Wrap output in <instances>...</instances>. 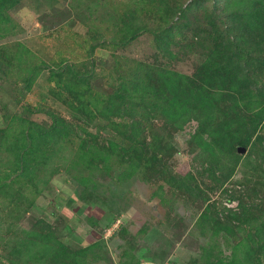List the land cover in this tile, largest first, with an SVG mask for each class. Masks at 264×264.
<instances>
[{"label":"rangeland","instance_id":"rangeland-1","mask_svg":"<svg viewBox=\"0 0 264 264\" xmlns=\"http://www.w3.org/2000/svg\"><path fill=\"white\" fill-rule=\"evenodd\" d=\"M214 1L207 0L205 6L215 5ZM183 3L192 7L186 16H175L176 36L168 50L159 49L151 33L140 34L126 47L106 42L122 38L119 24L129 14L162 24L154 16L151 0H20L12 8L4 7V17L0 16V264H61L60 242L71 254L86 251L90 260L99 255L93 264L120 263L122 244L132 242V237L137 247L134 252L150 261L166 264L172 258L183 264H212L218 256L229 255L232 245L257 234L264 224V126L251 144L237 147V156L232 155L226 166L232 168L237 158L239 162L224 183H217L205 171L209 155L202 153L200 138H193L197 120L176 130L161 111L144 113L151 118L144 119L146 129L141 130L137 144L147 146L145 153L157 156L164 170L152 171L147 181L139 174L126 178L121 170H112L96 178L99 191H89L88 200L77 198V181L67 167H53L49 173L43 166L37 178L49 179L39 184V192L34 184L37 178L29 180L20 175L22 171L12 170L13 150L7 155L6 144L16 139L15 130L24 123L38 128L52 125L46 112L30 108L52 110L71 126L69 149L74 150L82 140L106 146L114 140L130 146L120 134L123 126L115 129L114 122L100 114L103 100L113 95L124 78L129 79L136 63L153 66L151 72L162 68L192 76L201 58L214 47L209 7L206 10L194 0ZM6 25L8 30L3 29ZM66 61L81 72L79 84L71 75L64 74L70 84L65 77L57 78ZM251 61L256 64L252 66L254 78L264 89V62L258 66ZM41 65L35 78L25 81ZM147 67L138 69L139 77H132L146 79ZM257 135L260 139L253 144ZM30 163L38 164L31 159ZM224 163L225 159L220 164ZM170 174L196 176L208 199H193L176 190L167 183ZM232 193L235 199H230ZM205 212L210 221L196 223ZM220 225L228 231L219 228L215 234ZM43 233H51V238H44ZM258 252L255 255L262 259Z\"/></svg>","mask_w":264,"mask_h":264},{"label":"trees","instance_id":"trees-1","mask_svg":"<svg viewBox=\"0 0 264 264\" xmlns=\"http://www.w3.org/2000/svg\"><path fill=\"white\" fill-rule=\"evenodd\" d=\"M194 1L201 2L202 7L207 10L208 5L205 6L207 0ZM232 1L236 3H232L231 0L227 3L234 5L232 7L226 5L225 7L221 0H215V5L208 6L210 13L208 23L211 27L210 36L214 47L201 58L194 75L186 76L162 68L151 72L154 69L153 66L147 67V64L136 63L133 72L129 71V79L124 78L125 82L121 85L117 84L113 95L103 100L100 114L109 117L114 122L115 129L123 126L120 134L131 142L130 146H120L114 140L109 142L110 146L88 144L87 140H82L74 150L69 149L68 143L73 131L71 126L52 110L30 108L31 111L46 112L53 122L48 128H38L34 123L27 125L24 123L23 128L15 130L16 139L6 144L7 155L12 150L14 152L12 170L22 171L20 175L30 180L41 175L37 173L43 166H46L45 169L49 173L51 172L48 169L53 171V167L58 169L60 166H65L68 168V173L71 172L77 181L76 188L79 193L76 194L80 200H88L89 191H99L100 184L96 178L105 177L115 169L121 170L123 177L128 178L139 174L147 181L148 177H152V171L159 173L164 169L157 156H148L144 151L147 150V146L137 144V141L141 130L146 129L144 119L151 118L143 114L161 111L167 118L168 125L176 130L182 129L192 119L198 121L193 138H200L202 153L207 152L209 155L205 158L208 164L206 166L205 163L202 164L205 166V171L211 173L214 182L224 183L239 162L237 158L236 164L228 168L226 166L228 159L236 155L235 150L238 146L246 147L251 144L254 136L264 126V89L254 78L252 66L255 67L256 64L251 61L254 59L258 66H262L264 62V0ZM183 2L184 0H151L154 16L158 20H163L162 24L153 23L150 18L129 14L122 18L119 24L118 30L121 31L122 38L114 37L106 42L113 46L126 47L140 34L151 33L155 36L159 49L168 50L176 36L175 16H186L192 7V4L184 7ZM19 3L20 0H0V16L4 17L5 6L9 9ZM7 20H10L8 15ZM8 28L9 26L6 25L3 29L8 30ZM65 65L59 68L57 78L60 80L65 77L66 83L70 84L71 79L79 84L83 79L81 72L70 62ZM42 66L32 69L25 81L30 83L39 73L37 69ZM146 67L150 70L144 75L146 79L139 81L132 77V75L139 77L138 69ZM53 71L56 70L53 69ZM64 74L71 75L70 79ZM153 76L157 77L156 83L153 82ZM95 95L98 96L99 93L96 92ZM112 117L122 118L124 122L120 124L121 122L114 121ZM259 139L260 136L257 135L253 144H256ZM30 159L38 164L32 166ZM224 159L225 165H221ZM218 171H222L221 174H217ZM8 176L9 173H7ZM188 176L185 178L183 174L178 176L170 174L166 180L176 190L184 192L193 199H201L205 193L197 177L191 174ZM48 179L37 178L34 184L39 192L41 188L39 184L45 183ZM160 188H162L161 185ZM235 198L233 193L230 194V199ZM207 199V196L203 198V200ZM164 200V197L161 198V203ZM252 206L258 207L257 204ZM242 208L244 209V205ZM209 218V213L205 212L199 216L196 223L209 222ZM219 228L228 231V228L220 225L214 230L215 234H219L220 230L217 231ZM260 230L263 231V235L259 234ZM256 235H249L251 240L243 238L244 241L235 243L229 255L218 256L212 264H264V224L258 229ZM43 237L51 238V233L44 234ZM39 238L42 236L39 235ZM228 239L229 236H227ZM131 241H124L122 244L124 256L131 257L130 252L137 249L133 237ZM260 241L261 244H258ZM59 244L61 252L58 255L61 264H93L99 256L96 255L90 260L86 251L81 255H79L80 251L76 252L77 254L74 252L71 254V251L67 250L68 247L61 242ZM48 245L49 243H46L45 247ZM55 248L54 245L51 251ZM258 249L262 253V259L259 255H255V253L259 254ZM45 252L48 253L46 249ZM169 259L171 262L180 263L178 260ZM169 259L166 262H169ZM134 263L131 261L126 264ZM157 264L160 263L157 262Z\"/></svg>","mask_w":264,"mask_h":264},{"label":"crops","instance_id":"crops-1","mask_svg":"<svg viewBox=\"0 0 264 264\" xmlns=\"http://www.w3.org/2000/svg\"><path fill=\"white\" fill-rule=\"evenodd\" d=\"M136 251V250H135ZM131 257H127L123 255V252L121 253V260L120 263L117 262L115 264H126L130 263L131 261H134V264H156L157 262L155 261H150L148 258L139 253H136L134 251H131Z\"/></svg>","mask_w":264,"mask_h":264},{"label":"built area","instance_id":"built-area-1","mask_svg":"<svg viewBox=\"0 0 264 264\" xmlns=\"http://www.w3.org/2000/svg\"><path fill=\"white\" fill-rule=\"evenodd\" d=\"M166 264H181V263H178V262H171V261H169V262H167Z\"/></svg>","mask_w":264,"mask_h":264}]
</instances>
